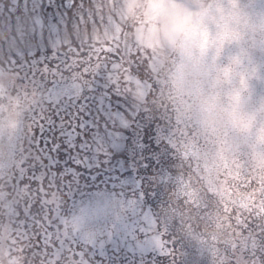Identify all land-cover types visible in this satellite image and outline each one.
I'll return each instance as SVG.
<instances>
[{"label":"clouds","instance_id":"clouds-1","mask_svg":"<svg viewBox=\"0 0 264 264\" xmlns=\"http://www.w3.org/2000/svg\"><path fill=\"white\" fill-rule=\"evenodd\" d=\"M91 3L88 19L55 44L70 58L65 95L78 99L102 69L98 49L115 46L104 67L110 65L109 82L137 105L166 116L171 146L190 151L175 150L178 187L158 216L137 220L132 205L99 191L58 214V231L102 247L137 220L156 229L175 227L208 264H258L257 253L264 255V0ZM113 62L140 63L144 75L124 87ZM47 99L20 88L16 74L0 63V264H30L31 237L17 223L28 193L10 185L32 135L28 118ZM250 193L257 203L250 204ZM45 203L62 207L54 193ZM55 261L45 258L44 264ZM68 264H88L85 253H73Z\"/></svg>","mask_w":264,"mask_h":264},{"label":"rangeland","instance_id":"rangeland-1","mask_svg":"<svg viewBox=\"0 0 264 264\" xmlns=\"http://www.w3.org/2000/svg\"><path fill=\"white\" fill-rule=\"evenodd\" d=\"M6 1L0 0L4 16L0 17V63L16 74L20 88L48 97L28 118L32 135L18 158L10 187L26 190L31 200L36 195L27 189L33 191V183L53 186L57 192L62 188L68 195L61 209L52 208L47 214L32 213L30 204L20 205L24 215L19 212L17 223L31 237L29 253L35 255L30 264H44L45 258L53 257L55 264H68L69 257L81 251L88 264H208L175 227L164 230L137 223L145 215L157 216L154 211L171 202L180 160L169 143L167 117L137 105L112 85L110 65L100 69L78 99L65 95L70 58L55 44L65 31L73 32L81 19H88L91 0H81L80 12H74L79 13V21L74 24L69 15L73 0H58L67 3L66 11L48 0L54 4L48 14L39 10V1L35 14L21 19L5 16ZM132 75L143 76V65L135 64ZM99 191L132 205L137 220L102 247H88L82 238L65 239L58 231V214H68ZM260 261L264 255L257 253Z\"/></svg>","mask_w":264,"mask_h":264},{"label":"trees","instance_id":"trees-1","mask_svg":"<svg viewBox=\"0 0 264 264\" xmlns=\"http://www.w3.org/2000/svg\"><path fill=\"white\" fill-rule=\"evenodd\" d=\"M41 1V7L39 8L40 11H43L45 13L48 14L53 12V6L54 4H51L48 2V0H17V2L15 4L12 5L10 0L6 1L7 6L9 7V9H7L5 16L7 17H12V19H21L23 18V16L26 15H33L35 14L37 8H36V3ZM81 0H73V6L71 9H69V15L71 17V24H74L76 22H78V15L79 13L75 14L74 12H80V4ZM86 2H83V4H85ZM55 5L58 6L61 9H64L65 11L68 9L67 8V3H65V1H61V3L58 2V0H55ZM26 8V11L24 10ZM0 17H4L2 15H0ZM160 172V171H158ZM162 174V172H160ZM179 176V172L175 173L174 177H173V182L171 184V188H172V192L174 190L177 189L178 187V183H177V178ZM143 178H145V174L143 175ZM147 183V182H146ZM32 186H34V190L31 191L29 189H27L30 193H34L35 197L34 199H30V194H28V197L26 199V201L24 202V204H30L31 205V212L34 213L33 211H35V213H44L47 214L48 211L53 212V209L51 207H49L45 202L46 198H47V194H52L56 191V189L53 186H49V185H44L42 187L36 185L35 183L32 184ZM13 190H15V188H12ZM161 190H163V187L161 188ZM57 192V191H56ZM60 192V193H59ZM59 192H57L56 194L61 197L62 201L66 200V197L68 196L67 193L60 188ZM172 192L170 193V195H172ZM159 208L156 209L154 211V213L158 216L159 215ZM19 212L24 215L23 213V209H21V207L19 208ZM34 256L35 255H31V253H29V261H34Z\"/></svg>","mask_w":264,"mask_h":264},{"label":"snow or ice","instance_id":"snow-or-ice-1","mask_svg":"<svg viewBox=\"0 0 264 264\" xmlns=\"http://www.w3.org/2000/svg\"><path fill=\"white\" fill-rule=\"evenodd\" d=\"M116 55V49L115 46L113 47H108L105 46L101 49H98L97 51V56H96V64L98 69L99 68H104L106 67V62L107 58ZM101 61H105V63H101ZM134 65H128V64H123V63H112V71L119 77L120 83L124 87H131L132 82L134 80V77L132 75V68ZM169 143L171 144V138H169ZM172 147L174 150H179L187 154L190 149L188 146L182 147L179 144H173ZM239 179V177H237ZM188 195H191V193H187ZM256 193H250L248 194L249 202L250 204H255L257 203L256 199Z\"/></svg>","mask_w":264,"mask_h":264}]
</instances>
